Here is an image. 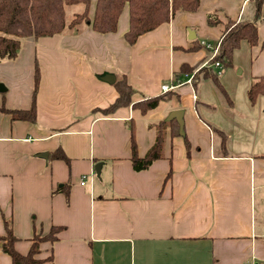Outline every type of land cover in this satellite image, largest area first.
<instances>
[{"label":"crops","instance_id":"obj_1","mask_svg":"<svg viewBox=\"0 0 264 264\" xmlns=\"http://www.w3.org/2000/svg\"><path fill=\"white\" fill-rule=\"evenodd\" d=\"M96 2L90 0V18ZM210 12L219 23H207ZM254 13V0H201L129 44L125 5L114 32L84 26L22 39L14 59L0 60V235L8 220L14 247L25 254L34 234L61 226L55 241L40 243L39 264H264V212L258 215L256 204L264 150L230 135L264 123V98L251 104L246 95L264 75V9L257 43L242 42L231 67L218 73L212 49L200 44L215 47L228 19ZM35 67V120L12 119L7 110L32 103ZM204 68L216 70L226 96ZM105 72L133 89L130 104L107 113L118 92L99 78ZM165 92L167 99L144 113L132 106ZM177 109L189 153L169 117ZM161 120L176 124L177 134L167 125L163 156L134 170L131 128L142 157ZM214 129L226 134L224 150ZM0 264H11L1 243Z\"/></svg>","mask_w":264,"mask_h":264},{"label":"trees","instance_id":"obj_2","mask_svg":"<svg viewBox=\"0 0 264 264\" xmlns=\"http://www.w3.org/2000/svg\"><path fill=\"white\" fill-rule=\"evenodd\" d=\"M201 0H97L92 18L89 16L90 0H0V60L14 59L21 46V40L27 37L39 38L51 36L62 31L78 33L84 26H90L99 33L114 32L117 29L119 16L125 5L128 6V29L124 33V39L132 44L139 35L150 31L160 24L167 22L173 14L178 11H195ZM81 4L82 11L77 12L67 22L65 19V6ZM255 13L251 20L235 21L228 19L218 41L216 55L211 62L218 61L221 68L232 66L233 53L246 42L253 46L258 41L257 25L262 19L264 0H254ZM208 24L215 25L219 19L210 12L206 16ZM182 71H191V67L182 65ZM205 74L213 80L221 92L226 96L225 90L218 82V73L212 68L202 69ZM39 71L35 67L34 88L32 93V103L28 109L7 110L12 119L35 120V93L38 85ZM118 95L114 102L102 109L104 113L115 110L119 106L128 105L133 94L132 87L125 77H118L114 81ZM169 92L144 98L132 104L134 108L140 109L142 113L152 109L158 103L167 99ZM247 99L254 104L258 97L264 98V75L257 76L247 87ZM173 124L172 132L177 134V125L172 121H159L156 123V138L152 146L140 157L136 152L134 131L131 128V162L134 170L147 168L154 160L163 156L164 128ZM214 131L220 137L221 148L224 150L226 134L218 129ZM186 151L189 153L190 143L186 136H183ZM58 157L66 160V156L59 150ZM62 229L61 226H52L44 234H34L27 253H19L14 243L16 237L11 229L10 222L4 220V234L0 235L1 249L8 254L11 264H39L42 260L36 255L40 252L42 241H55V233ZM52 261V257L48 256Z\"/></svg>","mask_w":264,"mask_h":264},{"label":"rangeland","instance_id":"obj_3","mask_svg":"<svg viewBox=\"0 0 264 264\" xmlns=\"http://www.w3.org/2000/svg\"><path fill=\"white\" fill-rule=\"evenodd\" d=\"M82 8L81 4H73V5H66L65 6V19L68 22L75 13L80 12ZM237 72L239 73L238 69ZM243 77V74H241V78ZM252 122V121H250ZM259 128L254 132L252 129L246 132H241L238 127L230 130L231 140L234 141V143H241L244 141V143H254L257 141L258 148L260 151H263L264 148L262 144H264V123H259ZM238 132V135L236 133ZM242 133V134H241ZM237 145V144H236ZM256 204L258 208V215L261 216L264 212V188L258 189L256 191Z\"/></svg>","mask_w":264,"mask_h":264},{"label":"water","instance_id":"obj_4","mask_svg":"<svg viewBox=\"0 0 264 264\" xmlns=\"http://www.w3.org/2000/svg\"><path fill=\"white\" fill-rule=\"evenodd\" d=\"M100 79L107 81L109 83L114 82L115 80V76L111 73L105 72L103 74H101L99 76ZM4 88L2 87V85L0 84V90H3ZM182 110L181 109H177V110H173L170 114L169 117H174L178 123V128H179V134L184 135V131H183V120H182ZM168 117V119H169ZM99 166L100 164H96L95 165V171L98 174L99 173Z\"/></svg>","mask_w":264,"mask_h":264},{"label":"built area","instance_id":"obj_5","mask_svg":"<svg viewBox=\"0 0 264 264\" xmlns=\"http://www.w3.org/2000/svg\"><path fill=\"white\" fill-rule=\"evenodd\" d=\"M200 44L202 45V46H205V47H207V48H210V49H212V58L216 55V53H217V49H218V44H219V42L217 43V45L215 46V47H212L211 45H209L208 43H206L205 41H201L200 42ZM215 67H217L218 68V73H220L221 72V66H220V63L218 62V61H214L213 63H212ZM162 89L163 90H167L168 89V87H167V85H163L162 86ZM83 182H81V184H82Z\"/></svg>","mask_w":264,"mask_h":264}]
</instances>
